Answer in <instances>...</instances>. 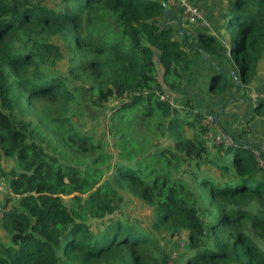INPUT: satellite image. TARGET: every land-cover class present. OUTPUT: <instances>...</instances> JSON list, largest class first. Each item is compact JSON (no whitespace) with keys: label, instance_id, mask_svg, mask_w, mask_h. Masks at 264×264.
<instances>
[{"label":"trees","instance_id":"trees-1","mask_svg":"<svg viewBox=\"0 0 264 264\" xmlns=\"http://www.w3.org/2000/svg\"><path fill=\"white\" fill-rule=\"evenodd\" d=\"M165 8L162 0H0V186L9 194L0 264H172L171 243L180 242L190 254L178 264H264L255 150L219 118L231 143L212 145L193 99L179 107L161 97L208 60L217 65L212 93L256 84L264 0H225L229 45L204 28L177 38L168 21L178 17ZM227 61L239 81L222 68ZM83 105L109 110L116 156L86 129ZM255 115L264 118V97ZM126 193L149 213V228L121 211Z\"/></svg>","mask_w":264,"mask_h":264},{"label":"crops","instance_id":"crops-1","mask_svg":"<svg viewBox=\"0 0 264 264\" xmlns=\"http://www.w3.org/2000/svg\"><path fill=\"white\" fill-rule=\"evenodd\" d=\"M187 2L192 3L193 1L166 0L169 12L177 15V19L183 21V30L179 29L177 19L168 21L169 25L177 23L179 31L175 36L180 38L184 35V29L196 33L199 28H204L223 37L229 45L228 35L221 28L222 18L220 17L225 0H201L198 6L201 8L202 15L195 23L187 22L184 18ZM223 65L226 67L222 68L231 73L229 78L238 71L233 68L231 62L227 61ZM216 68L217 65L210 60L195 64L193 73L185 74L183 85L173 93V97L176 98L179 107L188 99H193L195 109L204 114L216 115L223 110V114L219 115L223 129H226L229 135L240 138L260 150L264 145V118L255 115V105L264 95V73L256 84L246 86L240 91L236 86H231L225 93L217 95L209 89V79ZM223 104H227L225 108H222ZM219 127L222 131V127Z\"/></svg>","mask_w":264,"mask_h":264},{"label":"rangeland","instance_id":"rangeland-1","mask_svg":"<svg viewBox=\"0 0 264 264\" xmlns=\"http://www.w3.org/2000/svg\"><path fill=\"white\" fill-rule=\"evenodd\" d=\"M215 71L216 69L213 71V74ZM217 95H220V94H217ZM114 105L115 103L114 104L111 103V105H109V110ZM83 106H84V110L86 113V117L88 119L86 129L89 131L90 134H92V137L94 138L95 141L97 139L102 138L104 144L106 145L107 150L111 153H114V155L116 156L115 154L116 152L114 150V147L112 146V136L107 131V127H106V119H107V114L109 110H105V109L98 110L89 105H83ZM163 143L167 145V143H169V140L165 139ZM8 164L10 165V163ZM186 178L189 179V177L187 176ZM125 195H126V200L121 207V211L124 212L125 217H131L132 219H136L141 223L143 227L148 226L149 228L150 224L152 223L150 221L151 217L149 213L145 212L144 209L141 210L138 207V205L135 203L134 197L131 194L126 193ZM8 197H9L8 188L7 189L3 188V190L0 191V208H2L1 205H4V203H6V200L8 199ZM14 198L12 197L13 199L12 203L15 202ZM2 236H3V232L0 230V238H2ZM160 240L164 241L165 246H167V243L169 244L170 238H164L161 236ZM169 249H170V246H169ZM189 254L190 252H189V248L187 244L183 243L179 247L173 248L172 243H171L170 256H171L173 263L175 264L184 263L186 258L189 256Z\"/></svg>","mask_w":264,"mask_h":264},{"label":"built area","instance_id":"built-area-1","mask_svg":"<svg viewBox=\"0 0 264 264\" xmlns=\"http://www.w3.org/2000/svg\"><path fill=\"white\" fill-rule=\"evenodd\" d=\"M182 1L185 2L187 0H182ZM201 15H202L201 8L197 4H194L193 2L192 3L187 2L186 7L184 9V18L187 22L195 23L198 19H200ZM161 97L164 99H168L170 103H172L173 105L177 102L175 98L169 93H164ZM206 116L209 125V131L207 133V139L209 140V142L212 145L220 144V143H224V144L231 143L230 136L223 130L221 131L220 127L218 126L215 115L206 114ZM255 152L258 156L260 163L264 166V145L263 147H261L260 150H255ZM0 190H2V186H0ZM10 208L11 206H9L6 210H9ZM1 215L2 214L0 213V216ZM182 244L183 243L180 242L179 246ZM171 263L175 264L172 262V259H171Z\"/></svg>","mask_w":264,"mask_h":264},{"label":"water","instance_id":"water-1","mask_svg":"<svg viewBox=\"0 0 264 264\" xmlns=\"http://www.w3.org/2000/svg\"><path fill=\"white\" fill-rule=\"evenodd\" d=\"M163 1V3H164V5L166 6V8H165V11H166V13L169 15L170 14V12H169V8L167 7V4H166V0H162ZM177 23L179 24V29L180 30H183V21L181 20V19H177ZM184 34V33H183ZM234 76H235V80L236 81H239V77H238V75H237V72H234ZM223 110H221L219 113H217L216 115H215V117L216 118H219V115L220 114H223ZM247 148H250V149H252V150H258V149H256L254 146H252V145H250V144H248V143H245L244 144Z\"/></svg>","mask_w":264,"mask_h":264}]
</instances>
